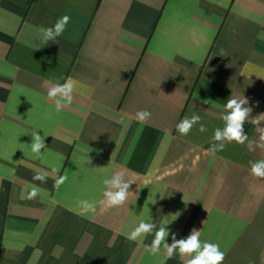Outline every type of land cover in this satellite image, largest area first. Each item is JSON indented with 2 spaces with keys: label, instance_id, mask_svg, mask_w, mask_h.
Masks as SVG:
<instances>
[{
  "label": "crops",
  "instance_id": "crops-1",
  "mask_svg": "<svg viewBox=\"0 0 264 264\" xmlns=\"http://www.w3.org/2000/svg\"><path fill=\"white\" fill-rule=\"evenodd\" d=\"M69 77L80 87L58 112L47 90ZM231 99L249 109L242 144L214 139ZM262 136L264 0H0V264H186L195 253L173 245L194 233L222 264H264ZM116 172L129 195L105 209ZM141 222L151 230L129 239Z\"/></svg>",
  "mask_w": 264,
  "mask_h": 264
},
{
  "label": "clouds",
  "instance_id": "clouds-1",
  "mask_svg": "<svg viewBox=\"0 0 264 264\" xmlns=\"http://www.w3.org/2000/svg\"><path fill=\"white\" fill-rule=\"evenodd\" d=\"M70 20L67 15L62 16L57 20L53 28L41 29L42 32V42L46 43L48 40H55L57 36H61ZM80 87L78 81L72 79L71 77L65 79L63 84H57L47 90V96L51 100H55L56 110L59 112L63 109L62 105L65 107L70 105L73 100V93ZM246 101L238 102L236 99H231L227 102L226 107L230 109V113L224 117L226 121V127L223 132L219 129L215 132L214 139L216 140H228L235 141L238 144H242L246 137L243 135V123L248 116L249 109L244 108L242 105ZM151 113L148 111H139L135 114V119L140 123H146L150 118ZM199 118L193 117L191 119L184 118L177 125V131L186 136L193 127V124L197 122ZM203 131V126L201 128ZM33 142L31 143V151L37 155L40 154V150L45 148L43 137L37 134V132L32 133ZM264 140V136L261 137ZM264 147V144L261 145ZM29 168H33L35 175L34 180H39L41 182H46V177L48 173L43 172V170H38L34 168L33 165H26ZM52 173H58V169L53 168ZM251 174L255 177L264 178V161L255 163L251 167ZM125 174L123 172H116L111 180L105 179L103 183L105 185H111L114 191H105L103 193V199L101 204L105 209L122 206L128 198V189L132 181L124 179ZM54 188L59 189V187L68 179L66 175L64 176H54ZM39 195L38 188L33 186L31 190L27 193L26 198L28 200H33ZM81 208L85 211H95V206L87 200L78 201ZM152 225L141 222L139 226L133 231L128 237L129 239H135L141 233H146L150 231ZM166 232L163 228L160 229L156 234V238L152 246V254L155 255L161 240H163ZM173 247H178L181 255L192 254L191 259L186 261V264H222L225 259V252L220 251L219 245L214 243H204L203 246L199 240V234H192L186 241H180L178 245H173ZM169 257L172 253V248L168 249Z\"/></svg>",
  "mask_w": 264,
  "mask_h": 264
}]
</instances>
